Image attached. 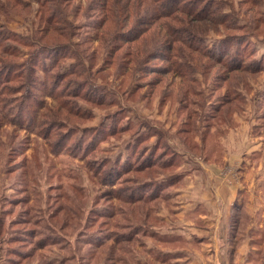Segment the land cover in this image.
Segmentation results:
<instances>
[{
	"label": "rangeland",
	"instance_id": "374dc122",
	"mask_svg": "<svg viewBox=\"0 0 264 264\" xmlns=\"http://www.w3.org/2000/svg\"><path fill=\"white\" fill-rule=\"evenodd\" d=\"M242 140L264 264V0H0V264H185L175 190Z\"/></svg>",
	"mask_w": 264,
	"mask_h": 264
},
{
	"label": "crops",
	"instance_id": "0c3cea01",
	"mask_svg": "<svg viewBox=\"0 0 264 264\" xmlns=\"http://www.w3.org/2000/svg\"><path fill=\"white\" fill-rule=\"evenodd\" d=\"M245 147L243 140L237 143L233 141L225 146L226 153L221 160L202 161L203 171L213 174L210 175L215 181L213 185H207V179L199 168L184 176V185L187 177L191 180L189 184L175 190L173 220L178 228L176 230L188 237L193 235L199 242L197 247L188 249L185 264H242L246 260L250 249L248 240H238L231 253L232 245L228 241L234 223V202L238 200L240 188L239 179H234V185L231 182L233 168L237 175L243 173ZM236 162L241 164L236 167ZM228 253L231 254L230 260Z\"/></svg>",
	"mask_w": 264,
	"mask_h": 264
},
{
	"label": "trees",
	"instance_id": "16d2710c",
	"mask_svg": "<svg viewBox=\"0 0 264 264\" xmlns=\"http://www.w3.org/2000/svg\"><path fill=\"white\" fill-rule=\"evenodd\" d=\"M235 216V215H234Z\"/></svg>",
	"mask_w": 264,
	"mask_h": 264
}]
</instances>
